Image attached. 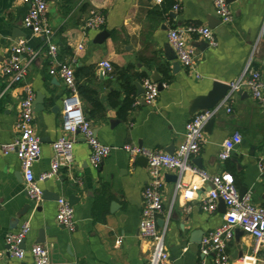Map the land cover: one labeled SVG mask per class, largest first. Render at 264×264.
Returning <instances> with one entry per match:
<instances>
[{"label":"crops","instance_id":"1","mask_svg":"<svg viewBox=\"0 0 264 264\" xmlns=\"http://www.w3.org/2000/svg\"><path fill=\"white\" fill-rule=\"evenodd\" d=\"M47 1L57 59L69 64L75 81L93 89L105 106L104 118L89 122L97 139L111 148V154L95 169L89 163L90 151L84 139L78 134L67 135L75 140L74 164L71 169H60L56 177L38 182L46 198L35 206L26 196L19 160L13 153L5 155L0 150V264H34L29 254L17 260L5 253L6 235L25 222L30 230L22 248L27 251L42 245L50 264H149L152 246L138 229L148 167L140 157L130 158L123 147L169 150L173 154L183 142L186 123L199 112L195 110L197 103L212 91L214 83H234L249 61L264 83V0L230 3L233 20L228 24L216 16L212 0H175L173 7L178 5L179 10L172 7L163 16L150 14L162 0ZM27 10L20 0H0V146L17 136L15 123L22 99L20 85L8 87L9 81L1 73L2 59L11 46L24 39L37 51L25 81L35 93L33 129L41 154L33 164V174L38 179L50 170L52 143L64 135L61 112L71 94L59 76L49 75L51 61L44 39L23 26ZM92 11L105 17V25L99 30L84 28ZM190 24L210 28L216 41V47H210L197 36L190 39L196 50L192 72L177 59L168 61L165 51L168 31ZM102 31L108 36L98 43L96 38ZM167 55L174 56L171 48ZM102 62L109 63L111 71L102 72ZM173 65L177 66L175 71ZM116 68L126 71L133 89L131 97L135 98L126 122L108 105L112 92H119L120 101L126 97ZM155 72L161 77L162 89L154 103H141L144 94L138 97L134 84L143 87V81H152ZM79 99L87 118L89 106ZM204 132L205 143L193 159H199L209 175L231 174L237 188L244 186L252 203L264 207V173L258 169V162L264 158V103L252 100L246 91L236 93ZM235 132L241 135V143L235 145L229 160L220 161L223 142ZM189 179L185 175L183 182ZM178 180L177 171L163 172V214L156 221L157 227L165 230L170 263L212 264L211 256H201L199 244L223 223L226 207L217 201L213 213L204 212L201 203L210 186L205 184L195 199L187 201L175 192ZM57 197L71 203L72 233L56 223ZM118 239L121 244L117 246ZM253 246L249 235L235 229L227 245L231 264H236L240 252L242 256L252 254ZM258 258V264H264V249Z\"/></svg>","mask_w":264,"mask_h":264},{"label":"built area","instance_id":"2","mask_svg":"<svg viewBox=\"0 0 264 264\" xmlns=\"http://www.w3.org/2000/svg\"><path fill=\"white\" fill-rule=\"evenodd\" d=\"M28 6L27 13L23 18V26L32 35L42 37L47 47V54L51 61L49 75L59 76L65 87L70 92V97L64 102L61 112V128L63 136L54 141L52 147V160L50 170L35 179L33 164L41 154L40 141L33 129L34 122V99L35 93L32 87L26 83L27 69L30 62L36 56V52L28 43L21 39L9 48L7 55L2 59L1 73L9 81L8 87L20 85L22 99L19 105L15 129L16 138L9 144L1 145L3 154L13 153L21 164L25 192L32 204L38 206L42 201V190L38 182H42L57 176L60 169H71L74 164L73 148L74 139L67 135H80L89 148V163L97 169L104 159L111 154V148L102 144L96 137L93 127L86 118L81 101L75 88V72L67 63L57 59V46L53 43V31L47 19V0H20ZM216 16L224 24L231 23L233 14L226 0H212ZM174 11L179 6L173 7ZM105 25V17L102 13L92 11L84 22V28L88 30H99ZM197 36L210 47H216V41L212 31L208 27L186 25L180 28H172L167 33V42L173 50L179 64L187 71H194L196 64V50L191 45V38ZM104 71H111L107 62L99 64ZM7 87V88H8ZM144 101L147 104L155 102L158 96L156 83L149 79L143 81ZM230 91L224 99L214 108L197 112L185 125L184 139L181 145L173 154L160 150H143L130 145H125L123 150L130 158L144 157L147 160L148 184L142 194V208L138 225L140 236L150 241L152 246L149 264H171L168 253L165 249V230L157 227V218L163 214V172L177 171L179 180L175 185V192L187 201L197 197V192L205 184L210 186L205 198L201 203V209L206 213H213L216 210V203L222 200L226 207L223 223L214 231L204 236L199 244V251L203 258L211 256L212 264H231L227 245L233 238L234 230L240 229L244 234L249 235L254 242L253 252L250 255H243L236 264H258V254L264 249V207L254 205L251 201V194L245 193L239 197L235 180L229 173L209 175L207 172L198 169L192 159L196 157L205 143V126L217 115L222 108L226 107L234 94L238 91H246L252 100L264 103V83L260 72L255 69L249 61L241 77L229 85ZM226 111L230 113V108ZM242 137L235 132L226 139L221 151L218 154L220 161H227L235 145L241 143ZM258 169L264 173V158L258 162ZM190 179L188 183L183 182L184 176ZM73 208L63 198L57 200L56 223L72 233L75 231L73 219ZM30 230L28 222H25L16 232H10L5 237V253L17 260H23L27 254L34 264H50L49 254L45 247L36 244L27 251L21 248ZM121 240L116 241L120 245ZM199 264H205L201 261Z\"/></svg>","mask_w":264,"mask_h":264},{"label":"trees","instance_id":"3","mask_svg":"<svg viewBox=\"0 0 264 264\" xmlns=\"http://www.w3.org/2000/svg\"><path fill=\"white\" fill-rule=\"evenodd\" d=\"M175 0H162L161 5L155 11H151L150 14L163 16L166 15L169 10L175 4ZM119 69L116 68L115 71ZM118 78L123 83V89L125 90L126 97L124 100H119V92H112L108 96V105L110 108L117 110V117L126 122L129 116V113L133 110L135 105V98L131 97L133 94V89L130 87L129 79L125 76L126 71L120 69L118 72ZM91 76H94L91 74ZM75 88L77 95L81 98V100L89 106L87 111V119L89 121H94L96 119H103L105 116V106L100 102L97 97L96 92L85 86L81 85L75 81Z\"/></svg>","mask_w":264,"mask_h":264},{"label":"water","instance_id":"4","mask_svg":"<svg viewBox=\"0 0 264 264\" xmlns=\"http://www.w3.org/2000/svg\"><path fill=\"white\" fill-rule=\"evenodd\" d=\"M228 4L236 1V0H226ZM170 16H173V13L169 14ZM108 36V33L106 31H102L96 38V42L101 43L106 37ZM168 48H170V46L168 45ZM168 48H165L166 51V58L168 61H171L173 59H176V56L174 54L173 57H170L168 54ZM174 53V52H173ZM177 66L173 65L172 69L173 71H175V68ZM152 81L154 83H156L158 91H161L162 89V83H161V77L159 76V74L157 72H155L152 76ZM136 89H137V96H142L144 94V89L141 85H139L138 83L134 84ZM230 91V87L228 84H222V83H214L213 84V88L212 91L204 98L201 99V101L199 103H197L196 105V109L195 110H209L214 108L215 106H217L223 99L224 97L227 95V93ZM242 91H238L237 93L240 94ZM141 103L144 102V100L141 98L140 99ZM214 119H211L205 126L206 127H210L213 124ZM167 153L171 154V152L169 150L166 151ZM140 159H142V161L147 163L146 158L144 157H140ZM192 163L200 170H202L201 167V162L199 159H193ZM238 193H239V197L241 198L245 193H246V188L244 186H240L238 189ZM27 196V194H26ZM28 197V196H27ZM46 198V194L42 192V199ZM29 199V198H28ZM59 198L57 197V200ZM219 203H221L224 207L225 204L223 203L222 200H219ZM71 205V203H70ZM158 224L161 225L162 221L159 220ZM25 242V241H24ZM24 242H22L21 244V248L24 246ZM242 253H238V257H241ZM234 259L237 258V254L233 256Z\"/></svg>","mask_w":264,"mask_h":264}]
</instances>
